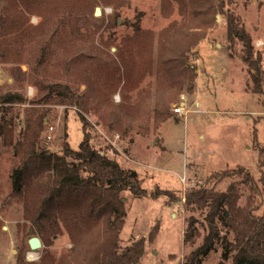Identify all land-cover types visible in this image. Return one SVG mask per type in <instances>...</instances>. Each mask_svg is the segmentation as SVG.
<instances>
[{"label": "rangeland", "instance_id": "obj_1", "mask_svg": "<svg viewBox=\"0 0 264 264\" xmlns=\"http://www.w3.org/2000/svg\"><path fill=\"white\" fill-rule=\"evenodd\" d=\"M69 1L72 5L56 0L60 5L44 30L24 42L22 59L0 55V95L23 94L21 101L0 103V122L5 106L8 121L15 114L12 138L17 140L26 116L44 115L40 144L60 153L64 144L78 148L84 115L93 145L135 171L146 189L144 195L120 192L126 209L121 248L143 239L144 252L136 264H182L207 232L197 222L195 241H184L186 217L194 213L203 219L187 208L184 196L190 187L213 183V173L244 168L258 183L264 202V0ZM206 3L213 7L211 14L203 13ZM8 4L0 0V15ZM96 6L101 15L94 14ZM195 10L201 15L192 20ZM229 15L262 53L257 91L242 59L243 44L228 36ZM39 19L36 13L30 16L33 24ZM184 24L198 40L184 58L196 67L193 91L180 89L179 83L169 88L179 79L177 72L165 76L157 63L164 45L182 42L184 35L175 30ZM133 35H140L141 46L128 40ZM41 54L46 59L38 64ZM55 83L69 85L84 106L63 101L50 89ZM160 95L167 105L156 103ZM180 102L182 113L174 110ZM13 153L9 138L0 133V264H41L46 252L58 258L72 242L63 229L41 239L40 247L29 246L28 238L38 234L25 229L21 197L11 194L10 175L19 158ZM225 178L222 186L236 176ZM161 188L171 189L174 196L159 193ZM247 193L243 187L240 204ZM220 255L217 244L201 264H217Z\"/></svg>", "mask_w": 264, "mask_h": 264}, {"label": "trees", "instance_id": "obj_2", "mask_svg": "<svg viewBox=\"0 0 264 264\" xmlns=\"http://www.w3.org/2000/svg\"><path fill=\"white\" fill-rule=\"evenodd\" d=\"M66 1L72 5L69 0ZM58 5L56 0H9L6 12L0 15V55L3 58L9 55V60L22 59L24 42L34 32L44 30V24L56 13ZM205 5L203 13L211 14V3ZM33 13L40 17L36 24L30 22ZM200 15V11L191 12L192 20H197ZM188 27L184 24L175 30L180 32L177 34L184 35L182 42L171 43L170 40L164 45L157 63L165 76L177 72L179 79L171 82L169 88L179 83L180 89L185 86L187 91H193L196 67L185 64L184 58L198 40L193 39V32L186 30ZM228 36L237 38L243 44L242 59L247 63L254 80V90L257 91L262 53L255 49L251 37L238 28L231 15L228 16ZM128 40L141 46L140 35H133ZM36 59L40 64L46 58L41 54ZM127 68L125 66V71ZM84 74L87 76L88 72ZM161 88L167 89L166 85ZM50 89L62 95L61 99L67 103L84 104L82 97L66 83H55ZM22 99L23 94L18 91L0 95L2 105ZM156 100L161 107L167 105L165 95ZM1 111L0 133L9 138L14 156H19L10 179L11 194L21 197L23 203V226L30 234H38L45 241L64 229L72 242L68 252L58 258L46 252L41 264H136L144 252V240L137 239L124 248L119 241L126 215L120 192L125 189L138 195L146 192L137 173L93 145L85 129L88 122L84 115L81 116L84 136L78 148L64 144L62 152L56 153L40 144L44 115L26 116L25 125L15 140L12 138L15 114L8 121L5 106H1ZM260 161L263 162L262 157ZM230 173H213V183L206 180L186 191L187 208L199 212L203 219L194 213L186 217L185 243L194 242L200 233L197 222L205 224L207 232L182 264H201L217 244L221 245V258L217 264H264V202L261 191L248 169L240 168ZM228 176L236 178L222 186V180ZM260 179L264 183V178ZM243 187L248 193L245 203L240 204ZM156 191L152 195L174 196L169 188H161L159 193ZM154 229L153 232L158 231L159 224Z\"/></svg>", "mask_w": 264, "mask_h": 264}, {"label": "water", "instance_id": "obj_3", "mask_svg": "<svg viewBox=\"0 0 264 264\" xmlns=\"http://www.w3.org/2000/svg\"><path fill=\"white\" fill-rule=\"evenodd\" d=\"M102 13V9L100 6H96L95 10H94V14L97 15H101ZM217 16H219V14H217ZM28 243L29 246L33 249L38 248L42 245L41 243V238L38 235H32L28 238Z\"/></svg>", "mask_w": 264, "mask_h": 264}, {"label": "built area", "instance_id": "obj_4", "mask_svg": "<svg viewBox=\"0 0 264 264\" xmlns=\"http://www.w3.org/2000/svg\"><path fill=\"white\" fill-rule=\"evenodd\" d=\"M257 43H258V44H262L261 41H258ZM183 104H184V103H183ZM183 104H181V102L178 103V104L174 107V110H175L176 112L182 113V112L185 110Z\"/></svg>", "mask_w": 264, "mask_h": 264}]
</instances>
